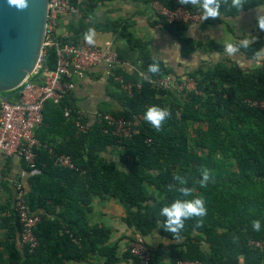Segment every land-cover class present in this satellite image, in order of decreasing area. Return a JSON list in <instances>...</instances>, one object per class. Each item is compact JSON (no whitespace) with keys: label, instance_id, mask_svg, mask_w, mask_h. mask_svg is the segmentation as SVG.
<instances>
[{"label":"trees","instance_id":"trees-1","mask_svg":"<svg viewBox=\"0 0 264 264\" xmlns=\"http://www.w3.org/2000/svg\"><path fill=\"white\" fill-rule=\"evenodd\" d=\"M106 1L113 0H86L79 5L80 14L66 24L68 34L60 38L61 42L83 44L89 28L113 31L139 52L147 75H169L176 82L189 76L196 81L197 91L181 94L173 88L158 90L144 81L130 95L117 82L121 108L112 114L134 122L137 131L131 136L115 134L104 118L89 125L87 132L78 130L75 120L79 108L70 95L58 104L47 102L44 123L36 131L42 144L37 149V172L28 179L31 212L46 211L40 214L36 229L40 245L29 253L13 241L8 251L9 264H92L93 255L100 256L103 264H138L128 249L121 254L120 245L111 244V228L90 226L87 213L95 196L120 200L125 209L123 221L137 235L144 238L157 232L170 242L166 263H159L164 253L160 245L152 249L146 243L152 252L151 264H264V245L256 246L264 244V110L247 103L264 98V56H254L257 49L264 48V31L258 28L260 34L254 46L246 52L240 50L257 62L253 68L242 70L217 63L179 76L152 57L148 43L130 31L127 23L94 22L96 8ZM151 1L170 9L184 6L178 0ZM259 4L264 0H246L239 13L222 4L220 17L205 20L203 27L221 24L231 29V19L257 9ZM184 7L200 11L191 5ZM157 23L180 41L184 54L201 47L185 37L187 26L168 24L162 17ZM210 47L213 51L224 50L215 43ZM154 61H159L158 74L147 71ZM42 63L35 80H40L44 67L55 68V48L44 49ZM18 97L14 94L11 99ZM152 105L171 113L159 132L144 120L146 109ZM66 108L71 110V116L65 115ZM191 125L199 126L193 138L187 132ZM112 147L119 151L118 158L108 157ZM50 148L57 154H70L77 167L56 165ZM205 169L210 180L202 188L199 181ZM176 176L180 179H174ZM181 187L192 189L193 197L203 198L207 214L186 220L177 240L164 229L166 217L160 213L162 207L175 200L193 198L183 196ZM52 207L60 208L54 219L48 216ZM13 213L17 227H13L10 237L14 238L16 231L21 237L22 227L14 206ZM254 220L260 221L259 232L252 229ZM0 264H4L1 252Z\"/></svg>","mask_w":264,"mask_h":264},{"label":"crops","instance_id":"crops-1","mask_svg":"<svg viewBox=\"0 0 264 264\" xmlns=\"http://www.w3.org/2000/svg\"><path fill=\"white\" fill-rule=\"evenodd\" d=\"M152 2L151 0L106 1L96 8L94 22L127 23L130 31L148 43L152 57L163 62L167 68L179 76L201 68L207 69L217 63H224L242 70H249L257 64L256 61L248 59L241 51L236 56L229 57L224 50L222 52L213 51L210 47L213 43L223 46L225 40L238 41L245 35L258 36L260 33L256 9L231 19V29L221 24L210 25L205 28H187L185 37L200 44L201 47L190 54H184L180 41L160 23H157L158 17L153 13ZM69 20L63 23L64 29ZM95 32L96 46L104 47L111 44L120 55L123 63L121 71L125 77L137 83L144 82L147 74L143 70V61L139 52L131 49L127 42L113 31L95 30ZM119 92L120 89L112 72L107 66L101 65L91 68L84 78L77 81L76 89L70 94V99L80 110L85 112L89 125H93L100 120L102 114H112L121 108L118 98ZM112 150L113 147L109 148V152ZM23 172H25L23 181L28 197L30 192L29 176L37 171H28L22 160L16 157L5 161L0 167V252L4 258V264H9L8 251L13 241L20 250H23L19 232L16 231L14 238L10 237L13 227H17L16 217L13 213V183ZM90 208L91 210L87 213L90 226L101 225L111 228L113 230L111 244L118 243L121 254L128 249L130 242L139 236L124 223L125 209L120 200L103 199L95 196ZM59 211V207H52L48 216L54 219L55 214ZM35 212L38 215L46 213L43 209ZM143 240L152 249L160 245L164 253L159 258V263L168 262L167 246L170 242L162 238L157 232L144 237ZM90 262L103 264L104 260L98 255H93ZM66 264H89V262L71 261Z\"/></svg>","mask_w":264,"mask_h":264},{"label":"built area","instance_id":"built-area-1","mask_svg":"<svg viewBox=\"0 0 264 264\" xmlns=\"http://www.w3.org/2000/svg\"><path fill=\"white\" fill-rule=\"evenodd\" d=\"M86 0H49L48 14L45 29L41 66L37 72H33L17 90L19 97L9 99L8 102L0 99V167L9 159L19 158L27 165L28 171H37V149L41 141L36 135L37 129L44 123V108L47 102L60 103L72 94L77 86V81L84 78L86 73L94 67L105 65L112 72L121 88L128 94H133L134 88H141V83L133 82L122 73L123 63L120 55L111 44L104 47L92 46L87 43L74 45L62 43L60 38L67 36L66 29L62 26L69 19L79 16V5ZM153 13L162 17L168 24H183L187 28L203 27L201 13L191 12L184 6L175 9L166 7L159 1L151 3ZM64 30V31H62ZM45 48H55L56 63L52 70L44 67L40 74V80L34 77L43 68ZM144 81L151 84L152 88L167 90L173 88L177 93L197 91L196 81L189 76H184L177 82L172 76L146 75ZM254 108L264 110V98L261 100H247ZM66 116H71L69 108L65 110ZM106 119L112 126L115 134L131 136L137 131L134 122L113 114H102L101 119ZM85 112L77 110L76 126L78 130L87 132L90 128L86 122ZM50 155L56 165L76 168L77 164L70 154L54 153L49 149ZM25 172L13 183L14 185V211L18 216L22 227L20 244L29 253H33L40 245L36 236V229L41 222V216L31 212L23 181ZM256 243V246H263ZM129 253L138 260V264H151L152 252L141 236L135 237L128 247ZM176 264H202L200 262L184 261Z\"/></svg>","mask_w":264,"mask_h":264},{"label":"clouds","instance_id":"clouds-1","mask_svg":"<svg viewBox=\"0 0 264 264\" xmlns=\"http://www.w3.org/2000/svg\"><path fill=\"white\" fill-rule=\"evenodd\" d=\"M10 7H15L18 11L27 9V0H7ZM178 3L184 6L191 5L192 8H198L201 13L202 20L217 19L220 17V9L222 4L227 5L230 9H235L238 13L243 9L246 4V0H178ZM257 24L261 31H264V4L257 6ZM95 29L89 28L83 36L84 41L88 45L94 46L95 40ZM256 36L245 35L242 39L232 42L225 40L223 42L224 52L227 56L233 57L240 53L243 49L245 52L254 46ZM264 55V48H259L254 52L255 57ZM147 71L149 73L158 74L160 72L159 61H154L149 65ZM171 113L167 109H162L158 106H149L144 113V120L148 122L153 128L159 132L162 128L163 122L170 117ZM174 179H180L179 176ZM210 175L208 170L202 171V179L199 181L200 187H206ZM185 183V181H182ZM179 191L185 197H193V190L181 187ZM161 215L166 217V221L163 225L164 229L169 232L175 239L181 238L180 233L184 228V223L188 219L202 218L207 214L205 202L202 197H193L185 200H175L174 202L162 207ZM201 221H198L199 226ZM261 224L259 220L252 221V229L259 232Z\"/></svg>","mask_w":264,"mask_h":264},{"label":"water","instance_id":"water-1","mask_svg":"<svg viewBox=\"0 0 264 264\" xmlns=\"http://www.w3.org/2000/svg\"><path fill=\"white\" fill-rule=\"evenodd\" d=\"M18 11L0 0V99L8 102L36 70L43 52L49 0Z\"/></svg>","mask_w":264,"mask_h":264},{"label":"rangeland","instance_id":"rangeland-1","mask_svg":"<svg viewBox=\"0 0 264 264\" xmlns=\"http://www.w3.org/2000/svg\"><path fill=\"white\" fill-rule=\"evenodd\" d=\"M40 66H41V63L39 62V64L37 65V67H36V71L35 72H37L38 70H39V68H40ZM199 127V126H198ZM196 125H191V126H189L188 128H187V132H188V134H189V136H193L194 134V131H195V129L196 128H198ZM193 138V137H192ZM191 142V141H190ZM118 150L117 149H115V150H112L109 154H108V157L109 158H116V156H117V158H118ZM105 154H107V153H105ZM156 243H158L157 241H155Z\"/></svg>","mask_w":264,"mask_h":264}]
</instances>
